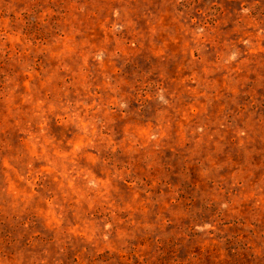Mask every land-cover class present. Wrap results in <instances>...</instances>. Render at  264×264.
I'll list each match as a JSON object with an SVG mask.
<instances>
[{
	"label": "rangeland",
	"instance_id": "1",
	"mask_svg": "<svg viewBox=\"0 0 264 264\" xmlns=\"http://www.w3.org/2000/svg\"><path fill=\"white\" fill-rule=\"evenodd\" d=\"M0 264H264V0H0Z\"/></svg>",
	"mask_w": 264,
	"mask_h": 264
}]
</instances>
